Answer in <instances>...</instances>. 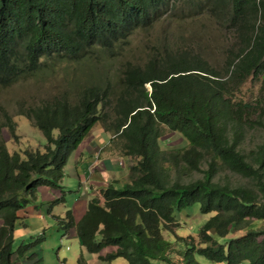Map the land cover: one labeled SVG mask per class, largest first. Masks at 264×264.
Here are the masks:
<instances>
[{"label":"trees","instance_id":"16d2710c","mask_svg":"<svg viewBox=\"0 0 264 264\" xmlns=\"http://www.w3.org/2000/svg\"><path fill=\"white\" fill-rule=\"evenodd\" d=\"M180 1L181 8L172 0H0L2 88L62 63H83L95 51L115 56L132 34L152 29L176 7L181 19L212 16L238 39L222 67L199 50L162 47L142 64L124 62L116 83L101 76L102 82L78 84L72 94L21 107L19 114L45 135L44 151L11 153L3 131L17 139V123L5 113L0 264H14L43 239L14 249L21 212L39 208L40 188L63 189L71 157L96 126L114 136L109 148L116 155L134 163L125 180L98 188L81 220L72 210L58 218L65 231L76 228L85 251L107 264L117 258L128 264H200L198 257L264 264V141L249 153L240 148L247 128L264 125V0ZM251 80L259 84L254 100L242 96ZM167 131L179 133L187 145L164 149ZM204 162L203 178L182 180ZM220 168L253 186L215 181ZM196 204L210 217L194 234H183L175 212ZM78 264L88 263L82 257Z\"/></svg>","mask_w":264,"mask_h":264},{"label":"rangeland","instance_id":"374dc122","mask_svg":"<svg viewBox=\"0 0 264 264\" xmlns=\"http://www.w3.org/2000/svg\"><path fill=\"white\" fill-rule=\"evenodd\" d=\"M180 2V0H172L174 5L175 3L177 6L179 5L178 8L182 7ZM176 9L175 13H170L169 11L152 29L139 30L132 34L127 44H124L122 48L117 51L115 56L110 57L95 51L91 54V57L83 63L72 65L69 63H62L50 70L42 72L40 75L17 82L10 87H0V123L5 121V113L10 115L13 121L17 123V139L10 136L7 130L4 129L3 131V136L6 139L9 151L11 153L23 152L29 148L44 151L47 145V140L43 132L34 126L28 118L19 114L21 107L28 108L31 105H39L43 101L62 96L65 92L72 94L78 84L84 82H102L101 76H105V78L107 76L111 82L116 83L124 62L131 61L136 64H142L147 59L148 55L156 52L162 47H171L172 50H176L177 47L180 46L182 48L186 47L199 50L212 64L222 67L221 64L225 60V52L230 49H238V39L234 37L232 33L223 31L212 16H206V14L203 13L196 17L181 19L178 17L180 12ZM148 89L150 88L148 87ZM258 90L259 84L251 80L242 88V96L246 97L248 100H254L257 97ZM98 127L101 128L100 126H96L94 129H98ZM96 133L99 134L103 142H105L109 136H111V138L114 137L112 134L109 135V133L105 131H97ZM166 139L167 141L165 142ZM90 140L91 134L83 144H89ZM263 141L264 125H256L251 129L247 128L243 144L240 148L245 153H249L251 150L256 149ZM161 145L164 149L173 150L184 147L187 144L179 133L173 134L167 131L166 136L161 140ZM109 147L108 144L105 150L116 155V151L111 150ZM100 151L102 152V150ZM99 155L101 156V153ZM123 161L126 166H131L134 163L131 159L127 160L124 158ZM93 164L89 168L90 171ZM70 167H73V164L71 165L69 162L66 177L62 181L63 189H57V192H60L58 193V199H61V201L52 204L54 201L52 200L51 202H44V205L38 201L37 205L39 208H36L35 205H30L24 212H21V215L30 216L27 217L26 222L31 226L34 225L35 227L36 224H39L41 227L40 234L38 233L32 236V239L37 241L40 236L41 239L43 238L38 243L37 250L45 257L46 264H55L56 262H60L61 264H78L82 257L88 264H93L92 257L94 254L83 250L76 228L65 231L59 226V222L56 221L55 224L54 218L51 216V214H56L64 218L67 212L72 210L73 215L76 217V221H79L82 219L85 212L79 210V208L75 209L74 206L77 202L85 206V199L82 195L83 192L87 193L90 186L88 181H85L83 189H80L76 170L72 175L70 173ZM127 169L128 168H125L124 171ZM207 169L208 163L204 162L201 166V171L190 174L189 176H185L184 174L182 180L188 182L201 179L204 177V173ZM127 176L126 174L124 178L126 179ZM213 179L221 183H228L233 187L253 186L254 184L247 178L226 168L218 169ZM40 198L41 195L39 192L38 199ZM62 198L65 200H62ZM50 205H52L51 214H49ZM40 211L42 213L38 214ZM175 217L181 222L183 227L181 233L187 235L194 234L195 230L197 231L210 216L202 215L199 212V205L196 204L182 211H176ZM42 234H44L43 237ZM166 237L169 238L168 234H166ZM61 240H63L62 244ZM198 261L200 264H224L215 263L203 257H198ZM110 264H128V262L123 258H117L110 262Z\"/></svg>","mask_w":264,"mask_h":264},{"label":"crops","instance_id":"0c3cea01","mask_svg":"<svg viewBox=\"0 0 264 264\" xmlns=\"http://www.w3.org/2000/svg\"><path fill=\"white\" fill-rule=\"evenodd\" d=\"M97 131L104 132V130L99 127L98 129H94L91 133V140L89 144H82L69 161L71 165L73 164V167L69 168L70 173L73 175V172L76 170V175L79 178L80 189H83V184L85 181H88V184L90 186L87 190V193L83 192L82 195L85 199V206L80 204L79 202H77L74 206L75 209L79 208V210L83 211H86L88 201L91 199V197L97 195V190L100 186L117 180H125L124 176H126L128 169L126 171H124V169L130 167L126 165H120V162H122L124 158L118 155H113L111 152H107L105 150L106 146L109 144L111 136H109V138L105 142H103L102 138L99 137V134L96 133ZM100 150H102V152H100V160L97 161L95 166L93 165L90 171L89 168L96 161L95 157L97 156V153ZM68 167L69 164L67 168ZM39 192L41 195L39 201L43 202V204L44 202H51L52 200L58 199V193H60L57 192V190L48 188H40ZM40 213L42 212L40 211L38 214ZM51 213L52 212H50L49 214ZM51 216L54 218L55 224L56 221L58 222V218H61L56 214H51ZM27 217L30 216L23 214L22 220L19 221L16 225L14 231V249H17L23 243H30L33 240L32 236L37 235L38 233L40 234V225L36 224L35 227L34 225L31 226L29 223L26 222ZM92 258L93 264H107L106 262L101 261L97 255H94ZM14 264H46V262L45 257L41 255V252L37 250V245H35L32 246V248H30L24 256L15 257ZM55 264L61 263L56 262Z\"/></svg>","mask_w":264,"mask_h":264},{"label":"clouds","instance_id":"9594fccd","mask_svg":"<svg viewBox=\"0 0 264 264\" xmlns=\"http://www.w3.org/2000/svg\"><path fill=\"white\" fill-rule=\"evenodd\" d=\"M100 152H101V151H99V152L97 153V156H98V157H97V156L95 157L96 161H95L94 164H93L94 166H95V164L97 163V161L100 160V155H99ZM124 163H125V162L122 161V162H120V165L125 166ZM61 241H62V240H61Z\"/></svg>","mask_w":264,"mask_h":264},{"label":"built area","instance_id":"2783aa9c","mask_svg":"<svg viewBox=\"0 0 264 264\" xmlns=\"http://www.w3.org/2000/svg\"><path fill=\"white\" fill-rule=\"evenodd\" d=\"M63 243V240L61 241V244Z\"/></svg>","mask_w":264,"mask_h":264}]
</instances>
